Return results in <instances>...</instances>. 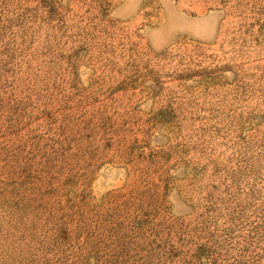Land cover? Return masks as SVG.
Here are the masks:
<instances>
[{
	"label": "rangeland",
	"instance_id": "rangeland-1",
	"mask_svg": "<svg viewBox=\"0 0 264 264\" xmlns=\"http://www.w3.org/2000/svg\"><path fill=\"white\" fill-rule=\"evenodd\" d=\"M0 264H264V0H0Z\"/></svg>",
	"mask_w": 264,
	"mask_h": 264
}]
</instances>
